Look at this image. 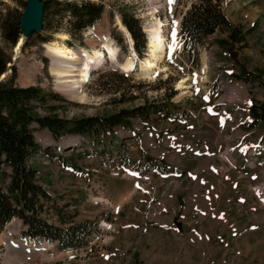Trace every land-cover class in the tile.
<instances>
[{"label":"rangeland","instance_id":"1","mask_svg":"<svg viewBox=\"0 0 264 264\" xmlns=\"http://www.w3.org/2000/svg\"><path fill=\"white\" fill-rule=\"evenodd\" d=\"M19 1L0 0V44L2 24L12 20L15 7L23 10ZM94 1L102 4L101 15L81 32L69 33L68 11L52 13V27L32 32L18 50L17 42L11 45L7 75L13 63L17 84L32 72L29 84L49 92L32 100L33 111L66 118L108 115L165 100L172 85L169 100L178 116L152 109L147 120L132 115L130 124L116 125L120 137L106 149L79 142L80 134L55 139L49 128L36 127L39 147L28 160L50 193L40 214L63 225L89 220L93 232L87 246L63 249L49 240L23 239L26 225L14 216L0 229V264H264V119L252 121L264 99V0H223L233 34L216 29L195 47L179 33L192 0ZM122 12L137 17L141 53L119 26ZM153 15L170 44L159 61L162 70L152 78L122 70L126 56L146 55L143 28ZM100 33L117 47L118 62L105 58L93 66L82 88L88 100L65 96L55 87L44 43L57 39L89 51ZM182 79L186 86L179 88ZM69 154L74 168L59 158ZM147 159L160 161L166 172L145 166Z\"/></svg>","mask_w":264,"mask_h":264},{"label":"trees","instance_id":"2","mask_svg":"<svg viewBox=\"0 0 264 264\" xmlns=\"http://www.w3.org/2000/svg\"><path fill=\"white\" fill-rule=\"evenodd\" d=\"M222 1L192 0L190 2L189 7L182 14L179 28L186 44L192 47L203 44L206 36L216 29L228 31L229 35L233 34L235 25L222 11ZM40 2L43 5L41 27H52L49 20L52 13L63 15L68 11L71 26L69 33L81 32L91 25L103 9L102 4L94 0H40ZM18 4L24 9L26 0H20ZM22 11L15 7L12 20L2 24L0 76L7 69V62L10 61L11 45L22 36L20 35L22 33L20 26ZM121 17L135 39V48L141 53L144 48L139 42V37H142L143 33L137 17L133 13L126 12H122ZM34 31L36 30L24 37L23 41H26ZM40 39L45 41L49 37L42 36ZM10 68V74L6 73L0 78V173L2 172L3 176L0 177V229L12 217L17 216L26 225L21 232L24 237L57 240V246L63 249L85 247L93 232L91 221L83 220L63 225V223L50 222L40 214L44 200L49 199L50 193L39 181L37 168L28 160L33 153L38 151L39 147L34 134L35 128H49L55 139L65 133L80 134L89 137L93 144H102L104 149L107 146L111 148V143L120 137L115 132L116 125L130 124L132 115L147 120L151 118V109L163 117L176 112L175 103L169 100L175 89L170 85L163 94L165 100L149 106L142 104L134 109H121L108 115L66 118L35 113L32 100L41 101L49 92L44 91L39 84H17L14 81L15 66L13 63ZM117 76L123 75L117 74ZM252 118L254 123L264 119V99L257 102L256 114ZM262 135L264 139V131ZM49 149L46 147L45 151ZM79 155L83 157L85 152ZM73 157L70 154L59 155L61 162L72 168L77 165ZM62 218L61 221L64 222Z\"/></svg>","mask_w":264,"mask_h":264},{"label":"bare ground","instance_id":"3","mask_svg":"<svg viewBox=\"0 0 264 264\" xmlns=\"http://www.w3.org/2000/svg\"><path fill=\"white\" fill-rule=\"evenodd\" d=\"M21 24L24 26L23 17L21 19ZM119 26L121 30L124 31V33L128 36V28L125 25L124 26L127 29L124 28V26L121 24H119ZM162 28L163 23L161 20L156 19V17L153 15L152 21L144 28L147 34L146 38L148 47H146V55H142L143 57L137 56L141 57L137 58L133 53L134 46L131 44L129 47L133 53V56H126L119 64L122 70L127 72L137 71L139 76L149 78H152V76L156 75L160 70H162L159 65V61L162 59L165 53L166 46H170V44L167 42V38L163 34ZM131 38L129 37L130 42L132 41ZM23 40L24 37L21 36L18 39V42L16 41L18 43V45L16 43L17 50ZM67 45L63 42L59 43L57 39L45 43L46 53L49 55L51 60L50 72L55 77V87L67 97L73 98L74 100L76 99L78 101H86L88 100V96L82 88L84 82L88 80V75H90L89 69L95 64L101 63L105 57H107V59L110 61L118 62L117 47L114 45L110 37L104 33H100L97 39L91 43L90 49L92 50L89 51L86 49L78 51L70 48V45ZM206 66V61H203L204 71L207 68ZM33 79L34 75L32 72L28 74H22L19 78L22 84L33 82ZM185 83L186 79H182L178 83V87H185Z\"/></svg>","mask_w":264,"mask_h":264},{"label":"water","instance_id":"4","mask_svg":"<svg viewBox=\"0 0 264 264\" xmlns=\"http://www.w3.org/2000/svg\"><path fill=\"white\" fill-rule=\"evenodd\" d=\"M42 9H43V5L40 2V0H36L35 2H31V3L29 0H26V5L20 17V26L22 28L23 37H26L31 31L37 30L41 27ZM22 17L24 18V26H22L21 24ZM4 75H1L0 78H2ZM27 84H22L19 80V85H27ZM176 224L178 227H180L178 221H176Z\"/></svg>","mask_w":264,"mask_h":264}]
</instances>
